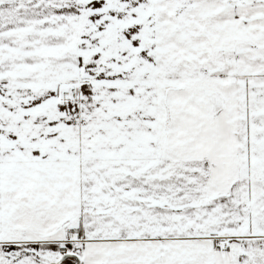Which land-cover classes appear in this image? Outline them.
I'll return each mask as SVG.
<instances>
[{
	"label": "snow or ice",
	"instance_id": "6c2138e0",
	"mask_svg": "<svg viewBox=\"0 0 264 264\" xmlns=\"http://www.w3.org/2000/svg\"><path fill=\"white\" fill-rule=\"evenodd\" d=\"M0 264H264V0H0Z\"/></svg>",
	"mask_w": 264,
	"mask_h": 264
}]
</instances>
